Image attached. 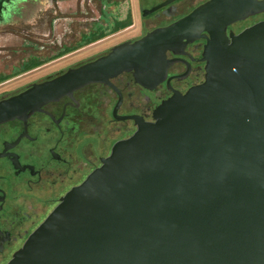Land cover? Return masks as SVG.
<instances>
[{
	"label": "water",
	"instance_id": "water-1",
	"mask_svg": "<svg viewBox=\"0 0 264 264\" xmlns=\"http://www.w3.org/2000/svg\"><path fill=\"white\" fill-rule=\"evenodd\" d=\"M204 10L0 101L1 124L122 72L159 83L165 53L210 21L203 83L115 143L8 264H264V21L227 37L247 14Z\"/></svg>",
	"mask_w": 264,
	"mask_h": 264
},
{
	"label": "flooded vegetation",
	"instance_id": "flooded-vegetation-1",
	"mask_svg": "<svg viewBox=\"0 0 264 264\" xmlns=\"http://www.w3.org/2000/svg\"><path fill=\"white\" fill-rule=\"evenodd\" d=\"M29 1H0V25L17 19L22 13L19 7ZM137 1L144 29L141 37L201 8L205 10L199 14H207L205 19L208 14H247L227 23V37L264 21V0ZM198 24L191 25V33L174 51L165 53L171 63L159 83L146 86L136 82L132 72H122L107 83L86 85L24 118L0 124V264H8L65 194L99 168L114 144L137 130L138 122H153L154 112L163 101L203 83L210 21H202L200 25L207 29L197 32ZM96 42L62 44L51 55L23 59L11 73L0 74L6 77L0 85L27 81L1 92L0 101L94 61L126 41L82 59L65 58ZM24 66L32 67L18 73Z\"/></svg>",
	"mask_w": 264,
	"mask_h": 264
},
{
	"label": "rangeland",
	"instance_id": "rangeland-1",
	"mask_svg": "<svg viewBox=\"0 0 264 264\" xmlns=\"http://www.w3.org/2000/svg\"><path fill=\"white\" fill-rule=\"evenodd\" d=\"M19 8L22 13L17 19L11 18L10 22L0 25V74L11 73L23 59L51 55L62 44H78L98 26L108 32L115 21H125L128 16L130 26L108 33L65 58L82 59L111 45L138 39L144 33L137 0H30ZM26 81L11 86L8 82L1 84L0 93L11 91Z\"/></svg>",
	"mask_w": 264,
	"mask_h": 264
},
{
	"label": "trees",
	"instance_id": "trees-1",
	"mask_svg": "<svg viewBox=\"0 0 264 264\" xmlns=\"http://www.w3.org/2000/svg\"><path fill=\"white\" fill-rule=\"evenodd\" d=\"M131 24V20L128 16L127 20L125 21H115L111 27L110 30H108V32H105L101 26H98L97 30L94 32V33H91V35L89 36H83V39L82 41L79 43L81 46L83 45H86V44H89V43H92V42H95V41H98L100 39H103L108 33L109 34H112V33H115V32H118L122 29H125L127 28L128 26H130ZM109 29V28H108ZM67 52V51H65ZM32 66H24L20 72L18 73H21V72H24V71H27L28 69H30ZM6 77H0V82L2 80H4Z\"/></svg>",
	"mask_w": 264,
	"mask_h": 264
}]
</instances>
